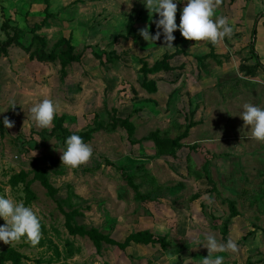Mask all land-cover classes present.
Returning <instances> with one entry per match:
<instances>
[{
  "label": "rangeland",
  "instance_id": "1",
  "mask_svg": "<svg viewBox=\"0 0 264 264\" xmlns=\"http://www.w3.org/2000/svg\"><path fill=\"white\" fill-rule=\"evenodd\" d=\"M61 1L64 8H58L48 19L52 25L46 29L43 25L35 32L45 36L46 50L59 36L68 37L75 49L82 51L81 59L69 63L61 75L58 59H30L23 47L12 43L8 46L10 60L14 57L19 69L7 72L12 65L7 61L0 64L3 73H8L2 78L0 98L12 95L16 104L12 108L9 104L13 102L6 103L10 100L7 98L0 103V116L15 122L0 136V196L31 207L42 218L43 238L36 247L26 238L11 245L0 241V251L14 246L27 255L26 264H47L53 244L63 252L67 239L75 250L66 259L67 264H201L208 251L197 241L212 234L221 243L232 238L239 246L237 253L217 252L213 258L222 256L224 264H264V232L260 229L264 225V143L252 138L251 127H245L240 116L245 103L264 109V85L255 87L260 82L253 77L258 67L254 73L245 69L258 59L257 44L251 59L244 56L246 47L238 44L235 60L215 52V56L197 62L196 56L209 50V42L186 40L177 29L173 46L185 48L186 54H178L172 62L183 61L184 68L148 74L161 78L157 79V90L149 92L141 86V61L151 64L167 49L161 48L165 46L163 36L147 42L139 29L148 26L154 35L159 15H149L143 0ZM174 2L180 5L176 14L179 25V12L187 0ZM224 11L217 8L213 19L224 16L230 23L232 16H225ZM129 16L136 24L135 35L117 36L125 31ZM62 20L67 21L66 26ZM10 26L7 31L11 34L14 25ZM29 28L19 34L25 46L33 34ZM0 34L5 35L2 29ZM242 35L234 30L229 45L235 48V41H231L244 40ZM259 78H264V72ZM46 98L54 102L56 114L65 115L64 125L71 131L84 130L97 122L108 126L114 114L129 115L134 134L128 138L120 125L114 130H94L85 142L93 149L90 161L70 169L60 159L67 137L58 138L52 127L38 128L32 120L30 108ZM189 119L195 124L181 139L183 145L174 154L154 155V142L144 137L154 129L162 136L173 137ZM35 161L46 168L57 192L55 198L49 196L34 180L30 186L35 198L27 203L23 183L11 187L8 179L20 169L27 170L26 178L30 179ZM117 166L133 176L139 190L146 194L144 198L135 197ZM69 186L74 194L62 204L65 210L77 207L76 222L96 226L119 241L131 231L148 228L155 236L166 235L167 246L131 242L121 249L102 242L96 250L88 236L70 234L64 224L56 199L64 200ZM195 192L197 198L192 197ZM227 198L236 201L239 211L229 221ZM226 220L227 232L223 234L220 227ZM4 224L0 218V226ZM249 230L252 233L244 235ZM169 256L177 259L169 260Z\"/></svg>",
  "mask_w": 264,
  "mask_h": 264
},
{
  "label": "trees",
  "instance_id": "2",
  "mask_svg": "<svg viewBox=\"0 0 264 264\" xmlns=\"http://www.w3.org/2000/svg\"><path fill=\"white\" fill-rule=\"evenodd\" d=\"M44 1H45V6H44L45 15L39 22L34 23L30 27V30L32 31L33 34L31 36V41L26 46L19 41V34L21 33V30L18 27L13 26L12 33L10 34L9 31H7V29L11 24H9V21L7 19H5L2 22L1 28L5 30L6 37L4 39H0V56L7 54L8 46L14 43L23 47L24 50L27 51L28 57L30 59H37L42 62L54 61L55 59H58L61 65L60 73L61 75H64L66 73V66L69 63L81 59L82 51H77L75 49V45L71 42V40L68 37H65L64 35L59 36L53 42V46L50 50H46L47 41L45 36L43 34H38L35 32L37 29H40L49 18L54 16V13L48 10L49 0H44ZM254 29L255 28L252 27L253 32ZM135 31H136L135 23L133 22L132 17L129 16L125 26V31L120 32L119 34H117V36L127 38L128 36H134ZM208 45H209V51H207L204 54L197 55L196 56L197 62L203 60L204 58L215 56L216 54L214 50L215 45L211 44L210 42L208 43ZM180 53L186 54L185 48L176 47L175 51L165 50L161 54V56L155 59L151 64H149L146 60L142 59L141 65L139 66V70L144 75V78L141 81V86L144 87L149 92H155L157 90V79H161V78L149 77L148 74L158 73L161 71L169 72L178 68H184L185 63L183 61L177 64L172 63V59ZM98 56L100 57V55ZM258 65H260V62L256 60L253 66L252 65L246 66L245 69L247 70L248 73H254ZM111 118H112L111 122L109 123L108 126L106 125L105 127L103 123L97 122L95 123L94 126L88 127L84 130L71 131L64 125L65 115L63 113L56 114L53 120L54 124L52 126V132L58 138H62V137L68 138L69 136L75 134L80 136L83 139V141L86 142L91 138V134L94 130L101 128H105L107 130H114L118 125H120L126 131L128 138H131L133 136L135 131V125L133 121L130 120L129 115L120 117L113 114ZM3 120L4 117L0 116V136L4 135V132L6 130L3 124ZM194 124L195 121L189 119V121L185 124L184 129L173 137L162 136L160 135L158 129H154L144 138L151 139L154 142L156 147V151L154 155L159 156L163 154H169V155L174 154L175 149L183 145L181 139L187 135L189 128ZM132 140L134 141V139ZM117 168L121 169V175L126 179L127 183L134 190L135 197L144 198L146 194L142 193L139 190L138 184L134 182L133 176L129 173H126L121 166H117ZM32 172L33 174L30 179L26 178L28 176L27 170L20 169L16 172H13L8 179L9 185L11 187H15L17 186L18 183L20 182L23 183V190L25 192L24 201L28 203L35 198V194L31 189L30 185L32 181L38 180L45 188L46 193L49 196L55 198L57 188L51 182L46 168L38 165L35 161L32 167ZM73 194H74L73 189L71 186H69L68 194L65 197V199L64 200L56 199L57 205L64 215V224L70 234L88 236L93 242L96 250H100L102 242L116 244L121 249H124L131 242L152 244V245L159 243L163 247L167 246L168 242L166 235L160 237L155 236L153 232L150 231L148 228H142L135 231H131L123 238V240L119 241L111 237L108 233L102 232L96 226L86 227L85 225L76 222L74 217L76 213H78L79 211L77 207H72L69 210H65L62 204V202L66 201L67 198L71 197V195ZM198 196L199 194H197L196 192L192 194L193 198H197ZM226 202L228 206L227 220L229 221V219L236 216L239 213V211L237 209L236 201L234 199L227 198ZM68 203L70 202L68 201ZM227 220L226 222L221 224L220 227L223 234L227 232V226H228ZM260 229L264 232V225L260 227ZM249 233H252V230L247 231L244 235H247ZM42 243H43V238L40 240L39 244ZM52 250H53V255L46 260L47 264H67L66 259L68 257H71L75 252V250L72 247V242L67 239L64 241L63 252H61L57 244H53ZM61 253L63 254L65 260H59ZM26 257H27L26 254H24L14 246H7L0 251V264H5L6 262H9V264H26L24 262V259H26ZM37 260L39 262L41 261L39 259ZM247 264H251V261H247Z\"/></svg>",
  "mask_w": 264,
  "mask_h": 264
},
{
  "label": "clouds",
  "instance_id": "3",
  "mask_svg": "<svg viewBox=\"0 0 264 264\" xmlns=\"http://www.w3.org/2000/svg\"><path fill=\"white\" fill-rule=\"evenodd\" d=\"M143 3L149 15L157 13L159 19L155 21L157 31L154 35L150 33L148 26L139 29V35L147 42L158 41L163 36L165 46H162V49L175 51L173 33L177 29L186 40L205 41L213 45L219 44L225 37L231 38L234 34L233 27L230 26L227 17L220 16L213 19L216 9L223 3V0H187L180 15L179 25L176 22L178 5L174 0H143ZM15 105L13 102L12 108ZM30 112L32 120L38 128L53 126L56 107L51 99L46 98L31 107ZM240 116L244 121V126L251 127L252 138L264 143V109L245 103ZM3 124L6 129H10L14 127L15 122L5 116ZM66 145V150L61 152L60 157L64 166L76 169L90 161L93 149L80 136L75 134L69 136L66 139ZM206 199L209 203L213 202L211 197H206ZM0 218L5 221V224L0 226V241L4 244L11 245L13 242H19L21 238H26V242L33 247L40 243L42 218L38 217L31 207H25L22 202L16 203L11 198L0 196ZM201 243L208 251L207 257L202 259L201 264H224L222 256L213 258V254L224 251L237 253L239 251L238 244L232 238H229L225 244L219 242L214 235L207 234L203 241H197V245ZM168 259L173 260L177 257L169 256Z\"/></svg>",
  "mask_w": 264,
  "mask_h": 264
},
{
  "label": "crops",
  "instance_id": "4",
  "mask_svg": "<svg viewBox=\"0 0 264 264\" xmlns=\"http://www.w3.org/2000/svg\"><path fill=\"white\" fill-rule=\"evenodd\" d=\"M50 1L51 2L49 4V9H51L50 10L51 12H56L58 8H64L61 5L62 4L61 0L59 2L57 0H50ZM44 6H45L44 0H0V21H1L0 29H2L1 24L5 19L9 21V24L18 27L20 30L26 29V28L28 29L34 23L39 22L43 18V16L45 15ZM179 7L180 5H178V8ZM218 8H224L225 16L227 15L232 16L231 20L229 19L230 20L229 24L231 27L234 28L235 31L241 32V34H243L242 37L244 38V40L239 39V38H234L231 41V43L235 41V48H232L231 46L233 45L231 46L229 45L230 38L225 37L223 41L217 44V46L215 45L216 46L215 52L219 54H225L231 57V59L235 60L233 57L234 49L237 50L236 45L240 44L246 47V48L244 47L245 48L244 56L250 57L251 59L252 57L254 58L255 45L257 44L258 49L255 51V53L257 54L258 59H255V61L258 60L260 62V65H258V68L256 71L257 73L253 77L257 79V81L260 82V84L255 85V87L258 88L260 87V85H264V78H259V73L264 72V0H223V3ZM129 11L130 9L126 10V16L128 13H130ZM146 12L147 11H145V13ZM181 13L182 11L179 12L178 19H180ZM146 18H147V15H146ZM149 18L150 17H148V19ZM50 23L51 22L47 20L44 24V26L46 27H42V28L46 29L50 27L52 25ZM61 23L66 26L67 21L62 20ZM252 27L255 28L254 32L252 31ZM71 29H73V26ZM3 31L5 33V30ZM5 35L0 34V39H4L6 37ZM10 49L11 47H8L7 54L0 56V64L7 61L8 63L12 65L10 67L12 69L6 68L8 69L6 71L14 73L13 68L19 69L20 66H19V62H16L14 57L10 60V57H11ZM207 51L204 50L203 54L206 53ZM172 63L177 64L179 62L173 61ZM217 66L222 67L224 65H216V67ZM7 72L3 73V70L0 69V87H1V84L3 83L2 78H5V76L8 75ZM202 81L204 82V79H202ZM202 81H200L201 84H203ZM213 84L215 85L216 82L213 81ZM194 91H197V88H195ZM5 98L10 99V100H6V103L8 104L12 103L14 100V97L12 95L6 96L4 98H0L1 104L5 102L3 100ZM11 105L12 104H9V106ZM61 255L59 259L65 260L62 258L64 257L62 253ZM5 264H9V263L6 262Z\"/></svg>",
  "mask_w": 264,
  "mask_h": 264
}]
</instances>
